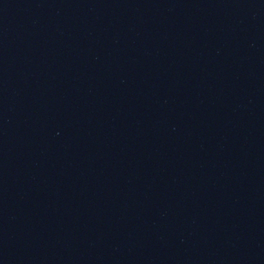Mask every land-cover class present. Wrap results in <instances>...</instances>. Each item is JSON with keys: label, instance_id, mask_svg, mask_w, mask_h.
Returning <instances> with one entry per match:
<instances>
[{"label": "water", "instance_id": "1", "mask_svg": "<svg viewBox=\"0 0 264 264\" xmlns=\"http://www.w3.org/2000/svg\"><path fill=\"white\" fill-rule=\"evenodd\" d=\"M263 241L264 0H0V264Z\"/></svg>", "mask_w": 264, "mask_h": 264}]
</instances>
